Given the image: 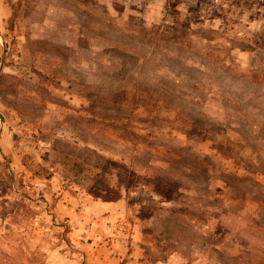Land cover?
<instances>
[{
    "label": "rangeland",
    "instance_id": "obj_1",
    "mask_svg": "<svg viewBox=\"0 0 264 264\" xmlns=\"http://www.w3.org/2000/svg\"><path fill=\"white\" fill-rule=\"evenodd\" d=\"M0 264H264V0H0Z\"/></svg>",
    "mask_w": 264,
    "mask_h": 264
},
{
    "label": "crops",
    "instance_id": "obj_2",
    "mask_svg": "<svg viewBox=\"0 0 264 264\" xmlns=\"http://www.w3.org/2000/svg\"><path fill=\"white\" fill-rule=\"evenodd\" d=\"M119 195L121 198L117 199L116 201H100V206H102L107 212H111L112 214L117 213V208L122 207L123 202H125V196H126V192L125 189L121 192L119 191ZM131 192L129 193V197H130Z\"/></svg>",
    "mask_w": 264,
    "mask_h": 264
},
{
    "label": "trees",
    "instance_id": "obj_3",
    "mask_svg": "<svg viewBox=\"0 0 264 264\" xmlns=\"http://www.w3.org/2000/svg\"><path fill=\"white\" fill-rule=\"evenodd\" d=\"M124 189H125V192H126V196H125V198H126L129 195V193H130V189H129V186L127 184H125V188ZM111 192H114V194H115V198L113 200H107V199H105V200L103 199L102 200L101 199V201H116L117 199L121 198L118 191H116V190L113 191L111 189Z\"/></svg>",
    "mask_w": 264,
    "mask_h": 264
}]
</instances>
